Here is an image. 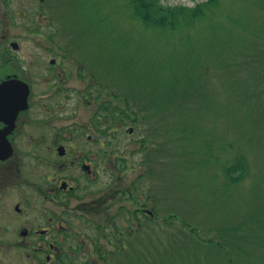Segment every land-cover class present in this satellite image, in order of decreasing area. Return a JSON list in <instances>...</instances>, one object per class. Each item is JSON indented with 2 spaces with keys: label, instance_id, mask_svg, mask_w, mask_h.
<instances>
[{
  "label": "rangeland",
  "instance_id": "obj_1",
  "mask_svg": "<svg viewBox=\"0 0 264 264\" xmlns=\"http://www.w3.org/2000/svg\"><path fill=\"white\" fill-rule=\"evenodd\" d=\"M89 1L97 4L95 12L91 3L77 11L79 6L83 8L77 6V0H13V5L24 13L17 18L21 21L17 29L27 24L30 30H39L46 37H33L30 33L18 38L23 44L14 53L12 66L18 69L28 66L24 72L31 81H44L47 77L54 80L53 75L62 72L68 81L67 91L91 96L92 107L105 104L123 108L117 99L102 100L103 81L82 84L79 78L96 72L100 80L107 81L114 97H124L127 109L144 111L139 102L141 96L150 94L147 88L154 89L153 83L156 85L157 81L137 77L141 69H137V57L153 65V58H168L166 45L172 43L173 36L160 31H137V23L129 21L127 16L129 0ZM204 1L207 0H161L164 5L187 7ZM218 3L195 26L181 30L184 36L191 33L195 54L203 46L207 56L202 66L216 57L214 64L210 62L212 72L209 64L210 80L199 81V92L192 91L198 83H190L182 109L170 104L167 109L153 110L160 113L158 119L137 121V148L123 144L117 150L119 162L126 157L120 165L129 164L128 170L137 169L139 208L153 209L155 215L144 219L139 212L142 226L135 235L126 236V249L109 264H264V59L259 53V39L248 37L237 23L250 21L256 28L264 29V0H219ZM118 11L120 15L108 22ZM100 17L103 25L95 29L92 21ZM120 25L126 26L127 31L118 30ZM107 31L113 38L110 37L107 45L101 40L95 47L92 37L105 35ZM53 40L60 44L61 53L45 52V47L53 48ZM106 47L114 52L112 58H96L95 51L101 52ZM174 50L172 56L185 63V48ZM145 51L159 55L147 56ZM65 56H71L74 63ZM54 57L56 61L52 64ZM123 59L129 71L121 72L123 65L118 63ZM237 60L243 63L241 70L236 68ZM107 63L114 70L110 69L105 76L101 69ZM160 74L167 75L165 71ZM137 86L141 87L137 89ZM163 113L168 117L161 118ZM180 115L183 126L178 127ZM146 139L144 144L142 141ZM125 145L129 148L125 149ZM113 150L116 152V147ZM241 156L246 160L249 175L234 185L224 171ZM202 162L212 165L201 166ZM40 170L45 171V165L31 162V181H36ZM29 193L28 219L14 216L13 221L15 225L28 223L36 230L43 227L49 216L45 210L50 207L35 188L30 187ZM171 213L174 215L169 216ZM44 241L41 236L30 239L34 250ZM30 250L32 253V246ZM46 252L48 249L37 257L45 260V264H56L54 260L46 261ZM11 253L15 258L21 257V264H27L21 249L13 248ZM224 254L227 262L222 260ZM37 257L30 258L28 263L37 264Z\"/></svg>",
  "mask_w": 264,
  "mask_h": 264
},
{
  "label": "flooded vegetation",
  "instance_id": "obj_2",
  "mask_svg": "<svg viewBox=\"0 0 264 264\" xmlns=\"http://www.w3.org/2000/svg\"><path fill=\"white\" fill-rule=\"evenodd\" d=\"M23 14L13 0H0V89L4 84H17L6 87L12 98L0 92V264H21V257L11 253L13 248L23 251L27 264L47 249L46 261L56 264H109L126 249V236L135 235L142 226L140 219L155 215L153 209L139 208L137 169L120 165L126 157L119 162L117 154L123 144L137 148V121H141L137 117L146 112L127 109L124 97H114L107 81L100 80L96 72L79 78L82 84L103 81L102 100L117 99L123 108L92 107L91 96L67 91L62 72L53 75L54 80L31 81L24 72L28 66L13 67L22 37L30 33L46 37L27 24L17 29L21 22L17 18ZM52 47H45V52H62L55 40ZM95 54L100 57L98 51ZM65 59L74 63L71 56ZM55 61L54 57L52 64ZM101 70L108 75L110 65L102 64ZM31 162L45 165L36 181L30 180ZM30 187L50 207L45 210L49 216L43 227L36 230L13 221L14 216L28 219ZM36 236L45 239L38 250L30 243ZM37 259V264H45Z\"/></svg>",
  "mask_w": 264,
  "mask_h": 264
},
{
  "label": "trees",
  "instance_id": "obj_3",
  "mask_svg": "<svg viewBox=\"0 0 264 264\" xmlns=\"http://www.w3.org/2000/svg\"><path fill=\"white\" fill-rule=\"evenodd\" d=\"M80 1L82 0H79L78 3L77 0V6L80 4L81 7L83 8H80L79 6L77 11L84 10L85 9L84 6L87 3H91L92 5H94V7L95 6L97 7V4L94 3L93 1L90 2L89 0H84L86 4L83 1L82 3H80ZM118 1H122V0H118ZM218 2L219 0H207L196 4L194 7H187L185 5L168 6V5H164L161 2V0H129V3L126 4V8L128 10L127 16L129 18V21L137 23V31L141 33H146L147 32L146 30H151L154 32L160 31L162 33H167L168 35L171 34L173 36L172 43L170 42L168 46L166 45V48H168L169 51L168 58H160V59L153 58V60L155 61V64L153 65L149 61L144 62V59H141V57L139 58L137 57V69L139 67L141 69L139 70V74L138 75L135 74V75H137V77L141 79H151L153 81H157L156 85L152 81L154 89L151 90L147 88L146 92L150 91L151 92L150 94H148L145 97L141 96V100L139 102H141L143 106V110H144L143 112L146 113L141 115V119L137 117V119L141 120L140 122L146 121L145 119L148 120H152L151 118L158 119L160 113L159 114L156 112L153 113L154 112L153 110H156L158 112L160 110L167 109L168 105L170 104L171 105L173 104L178 110L182 109L185 103L183 98L187 94V91L190 90L189 87L190 83L192 81H194L193 84L198 83L193 86L192 91L194 89L196 90L198 89L199 92L200 91L199 81L210 80V70L212 72V65L216 61V57L211 61H207L208 64L206 66H202L201 63L203 59L206 58L207 56L202 51L203 46L200 47V53L197 52L195 54L193 49L194 46L192 45L191 33H189L187 36H184L181 30L190 29L193 26H195L198 20L204 18L205 14L208 11H211L219 6ZM74 5H76V3ZM96 7L92 11L95 12ZM120 10L122 11L121 8ZM119 15H120V11L116 12L112 17L108 19V22L111 23V19H113V17L116 18ZM92 22L95 26V29H99V27L103 25L104 21L101 20L100 17V19H98L97 21L93 20ZM237 23L248 37H252L253 39L256 38L259 39L261 44V50L259 51V53L260 55L263 56L264 59V29L256 28L250 21L242 22L241 20H239L237 21ZM124 25H120L119 28L117 29L120 30L121 32H126L127 27ZM110 37L113 38V35L108 31L105 35L102 34L101 36L95 34V36L92 37L94 38L93 44L95 47H97L96 44L99 45L102 40L105 42V45H107V41H109ZM189 41L191 43H189ZM103 45L104 44H102V46ZM181 47L185 48L184 51V53L186 54L185 57L187 56L186 58L187 61L185 63H182L176 57L172 56L174 53H176V50L174 49ZM103 48L102 51L99 52V54H101L99 58L102 60L104 59L109 60L110 57L112 58L114 52L108 47H106L105 50ZM138 48H140L142 52L144 51L143 47L138 46ZM145 54H148L147 56H149L150 54L156 55L158 53L145 51ZM124 61L125 60L123 59L119 61L120 63H118L123 65L121 72L125 71V69L129 71L128 68L124 66ZM210 62L213 64H211ZM209 64H210V70H209ZM237 64L238 67L236 66V68H240V65L242 68L243 65L242 61L237 60ZM241 68L239 70H241ZM110 69L114 70L112 67H110ZM157 69L159 70L155 71ZM161 71H165L167 75H161L160 74ZM161 76H164V78L162 79ZM137 85H141V84H137ZM140 87L141 86H137V89H139ZM181 116L182 115H180V117H177L179 118L178 120H180L179 124H177L178 127L183 126L181 123V120H183L181 119ZM165 117L168 116H164L163 113L161 118H165ZM181 141H184V138H181ZM142 142L144 144H147V139L143 140ZM205 144H207L206 141ZM208 163L209 162H205V163L202 162L201 166L204 165L208 166L209 164L212 165L211 162L209 164ZM224 172L230 179L231 184L239 185L240 182L245 181L249 175V172L247 171V164L244 156L237 158L234 164L225 168ZM226 258L227 256L224 254L222 260L224 262H227L228 260Z\"/></svg>",
  "mask_w": 264,
  "mask_h": 264
},
{
  "label": "water",
  "instance_id": "obj_4",
  "mask_svg": "<svg viewBox=\"0 0 264 264\" xmlns=\"http://www.w3.org/2000/svg\"><path fill=\"white\" fill-rule=\"evenodd\" d=\"M8 86H17V84H15V83H13V84L12 83H10V84H4L1 87L0 92H4L7 95V97H11L12 98L11 95H8V91L6 90V87H8ZM25 94L27 95V92ZM26 99H27V96H26Z\"/></svg>",
  "mask_w": 264,
  "mask_h": 264
}]
</instances>
